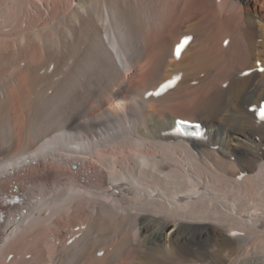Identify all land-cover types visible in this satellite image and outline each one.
Returning <instances> with one entry per match:
<instances>
[{"label": "bare ground", "instance_id": "1", "mask_svg": "<svg viewBox=\"0 0 264 264\" xmlns=\"http://www.w3.org/2000/svg\"><path fill=\"white\" fill-rule=\"evenodd\" d=\"M259 38L264 0H0V264H264Z\"/></svg>", "mask_w": 264, "mask_h": 264}, {"label": "rangeland", "instance_id": "2", "mask_svg": "<svg viewBox=\"0 0 264 264\" xmlns=\"http://www.w3.org/2000/svg\"><path fill=\"white\" fill-rule=\"evenodd\" d=\"M263 41H264L263 38H259L257 43H258V45H260V50H263V51H264V45H263L264 42H263ZM66 65H67V64H65V67H66ZM48 69H49V70H48ZM48 69L46 68L44 71H43V70H42V72L40 71V72H41V76H39V75H40V72H39L38 75H37V77H38L39 80H40V79H43V77L45 78V82H44L45 84L43 83V84H41V85L46 86L47 83H49V85H50L51 81H52L53 83H57V84H59V83H61V82L64 80L65 76H64L63 73H61V72H63L64 70L66 71V69L64 68V66H63L62 69H61L62 71H61V70H56L58 73L54 71L55 74L52 73V74H54L53 77H52V75H50L51 72H52V71H51L52 68H48ZM46 70H47L48 72H47ZM44 72H45L46 74H45ZM59 72L61 73V75H60L61 77H60L58 80L61 79V80H60L61 82L57 81V78H58L57 74H60ZM42 73H43V74H42ZM47 73H50V74H47ZM44 75H45L46 77H45ZM62 75H63V78H62ZM49 76H51L52 78L50 79ZM55 76H56V77H55ZM54 77H55V78H54ZM1 78H2V79H1ZM6 79H7V76H0V88H1V89H2V87H3V84L5 85V80H6ZM54 79L56 80V82H54V81H55ZM1 80H2V81H1ZM46 80H48V82H47ZM1 82H2V83H1ZM46 82H47V83H46ZM57 84H54V85H57ZM1 85H2V86H1ZM49 85H47V86L49 87ZM51 85H53V84H51ZM51 85H50V86H51ZM202 85H204V84H202ZM1 89H0V90H1ZM261 107H262V106H261V104H260V110H258V111H257V109L255 108V110H254V111H255V113H254V118L252 119L251 123H252V125L255 124L254 126L256 127V129H258V130L260 129L259 131L262 130V132H260V133L264 134V129H263L264 126H262V127L260 128V125H258L259 122H262V123L264 122V114H263V113H264V108L262 107V108H263V109H262ZM261 110H262V112H261ZM256 111H257V112H256ZM258 112H259V113H258ZM261 113H262V114H261ZM255 114H256L257 116H256ZM259 114H261V115H259ZM256 117H257V120H256ZM262 119H263V120H262ZM254 120H256L257 123H256V121H255V123H254ZM261 120H262V121H261ZM259 124H261V123H259ZM263 125H264V123H263ZM257 126H259V127L257 128ZM74 168H76V167H74ZM259 247H260V248L256 247L257 249H255L256 252H257V254H258V255H259V254L264 255V248H263V246H261V244H260ZM260 249H262V251H261ZM259 251H260V253H259ZM259 256H261V255H259Z\"/></svg>", "mask_w": 264, "mask_h": 264}]
</instances>
